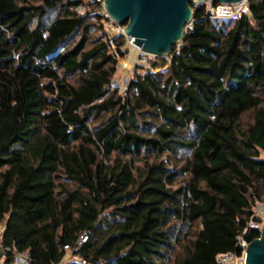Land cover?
<instances>
[{"label":"trees","instance_id":"16d2710c","mask_svg":"<svg viewBox=\"0 0 264 264\" xmlns=\"http://www.w3.org/2000/svg\"><path fill=\"white\" fill-rule=\"evenodd\" d=\"M81 5L0 0L5 264H219L260 237L264 0L227 33L192 5L180 55L127 98L111 87L125 41L117 56L93 38L102 16Z\"/></svg>","mask_w":264,"mask_h":264},{"label":"water","instance_id":"95a60500","mask_svg":"<svg viewBox=\"0 0 264 264\" xmlns=\"http://www.w3.org/2000/svg\"><path fill=\"white\" fill-rule=\"evenodd\" d=\"M244 0H105L104 9L126 36L145 55L167 59L185 41L186 27L194 22L195 10L207 2L230 6ZM150 72V70H147ZM5 230L7 223H5ZM5 232V231H4ZM5 256L0 248V264ZM244 264H264V222L260 237L247 246Z\"/></svg>","mask_w":264,"mask_h":264},{"label":"built area","instance_id":"2783aa9c","mask_svg":"<svg viewBox=\"0 0 264 264\" xmlns=\"http://www.w3.org/2000/svg\"><path fill=\"white\" fill-rule=\"evenodd\" d=\"M78 1L82 2V5L76 10L80 16H85L87 14V12L85 11L86 10L85 8L87 6H90L91 4H94V5L100 7L99 11H96L95 14L101 15L104 28L107 31L111 30V33L108 35L107 41L109 42L112 50H114V53L117 56H118V49L115 45V40L117 37H122L125 41V46H124L125 48L124 49L122 48L121 49L122 51H124V52L129 51L131 54L132 51L134 50V51H136L137 58L142 57L141 59H143L145 62H146V58L151 57V56L143 54L135 46L134 39L125 35V33H124L125 27L124 26H120V25L116 24L112 19H110V17L107 15V13L104 9L105 0H78ZM251 2L252 1L249 2V0H244L240 3L230 5V6L213 5L211 2H207L203 8H199V9H205L207 16L212 21L214 19L218 18L220 20L230 19V20H233V22H235V21L241 19L242 16H244V15H246V16L251 15V12H250ZM247 4H248V8L245 9ZM194 23H195V19H194L193 23H191L190 25H188L186 27V33L187 34L193 30ZM183 43L184 42L178 44L176 46V48L174 49V52L172 53V55L167 57L166 61L169 64L172 63V61L174 60V58L176 56L180 55V52H181L182 47H183ZM125 81H124L125 86L121 87V85H119L116 80H113L111 87H112V89H118L119 88L120 94L124 98H127L129 93H130L132 81H127V79ZM135 92H136V90H135ZM263 222H264V200L258 201L255 204L254 214H253V218H252L251 222L249 223V228L250 229H256V230L260 231L262 228ZM4 231H5V227L2 228V230H0V239L3 237ZM247 231H248V229L244 232V235L247 233ZM249 244L250 243H247L243 236L239 237L236 251L231 252V253H227V254L219 255L217 258L219 264H235V263H237L240 260V258L243 259L244 256L246 255L247 246ZM239 250H241V252H242L240 256L238 255ZM3 251L5 253V256L2 259V263L5 264L6 254H7V252H10V250L7 249L5 251L3 249ZM12 264H30V257L28 254H15L13 256Z\"/></svg>","mask_w":264,"mask_h":264},{"label":"rangeland","instance_id":"374dc122","mask_svg":"<svg viewBox=\"0 0 264 264\" xmlns=\"http://www.w3.org/2000/svg\"><path fill=\"white\" fill-rule=\"evenodd\" d=\"M252 1V0H249V2ZM97 7V8H96ZM86 12L88 13L89 11H94L96 9V11H99L98 9V6L94 5V4H91L90 6H87L85 8ZM98 9V10H97ZM96 15V14H95ZM99 15V14H98ZM101 24L103 26V30L102 32L100 33L99 31H94L92 33V37L93 38H97V37H103V40H107L108 39V35L111 33V30L107 31L105 28H104V25H103V22L101 20ZM213 25L220 29V30H223L224 32H229L233 25H234V22L233 20H230V19H226V20H220V19H214L213 20ZM119 38H122V37H117L116 39H119ZM125 46V45H124ZM122 47L123 49L125 47ZM114 52V50H113ZM124 52V51H123ZM125 57H119V60H118V69H117V74H116V77H115V80L117 81V83L119 85H121V87H124L125 86V80L127 79V81H133L134 78L136 77L137 74H144L147 70H150L151 69V65L153 62H157L158 60L160 59H156L154 57H148L146 58V62L141 59V58H137L135 60V63L130 66V67H126V62L128 60H130V58L132 57V55L130 54L129 51H125ZM168 65V64H167ZM168 66H165L163 68H160L157 71H164L167 69ZM125 81V82H124ZM72 82L74 83L75 80H72ZM119 89V88H118ZM5 224H3L2 226H0V230H2V228H4ZM200 228V227H198ZM72 259V254L71 252H68L65 260L63 261L62 264H67L69 261H71ZM241 260V258H240ZM238 261L237 263L235 264H240L241 261ZM243 264V263H242Z\"/></svg>","mask_w":264,"mask_h":264},{"label":"bare ground","instance_id":"6f19581e","mask_svg":"<svg viewBox=\"0 0 264 264\" xmlns=\"http://www.w3.org/2000/svg\"><path fill=\"white\" fill-rule=\"evenodd\" d=\"M248 8V4L246 5V7H245V9H247ZM248 11V10H247ZM131 55H132V57L130 58V60H128L127 62H126V67H130V66H132L134 63H135V60L137 59V54H136V51H132V53H131ZM241 261V263L240 264H244V258L243 259H241L240 260Z\"/></svg>","mask_w":264,"mask_h":264}]
</instances>
